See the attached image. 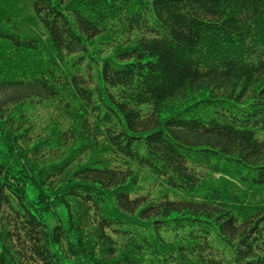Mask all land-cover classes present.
<instances>
[{"label": "trees", "instance_id": "1", "mask_svg": "<svg viewBox=\"0 0 264 264\" xmlns=\"http://www.w3.org/2000/svg\"><path fill=\"white\" fill-rule=\"evenodd\" d=\"M0 264H264V0H0Z\"/></svg>", "mask_w": 264, "mask_h": 264}, {"label": "rangeland", "instance_id": "2", "mask_svg": "<svg viewBox=\"0 0 264 264\" xmlns=\"http://www.w3.org/2000/svg\"><path fill=\"white\" fill-rule=\"evenodd\" d=\"M46 222L50 227L56 226V225H65L66 221V215L65 211L59 210L53 215L51 213H48L46 216Z\"/></svg>", "mask_w": 264, "mask_h": 264}]
</instances>
